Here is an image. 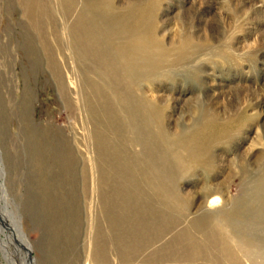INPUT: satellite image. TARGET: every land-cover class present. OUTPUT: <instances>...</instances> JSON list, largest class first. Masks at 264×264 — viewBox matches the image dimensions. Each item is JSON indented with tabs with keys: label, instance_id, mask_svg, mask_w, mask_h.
<instances>
[{
	"label": "rangeland",
	"instance_id": "obj_1",
	"mask_svg": "<svg viewBox=\"0 0 264 264\" xmlns=\"http://www.w3.org/2000/svg\"><path fill=\"white\" fill-rule=\"evenodd\" d=\"M37 1L0 0V227L34 264H264V0Z\"/></svg>",
	"mask_w": 264,
	"mask_h": 264
},
{
	"label": "bare ground",
	"instance_id": "obj_2",
	"mask_svg": "<svg viewBox=\"0 0 264 264\" xmlns=\"http://www.w3.org/2000/svg\"><path fill=\"white\" fill-rule=\"evenodd\" d=\"M28 2V6H29V15L34 19L39 17L40 15V11H38L37 9H39L38 5H37V0H27ZM39 3V2H38ZM83 19V18H82ZM81 20V19H80ZM81 23V21L79 22ZM78 24V23H77ZM79 24L75 25L72 28V31L74 33V39L76 41H78V34H81L80 32L82 30H80L79 32ZM103 28V27H102ZM93 29V28H92ZM84 30V29H83ZM88 30V29H87ZM87 30H84L83 32L86 33ZM70 31V32H72ZM89 31V30H88ZM92 31V30H91ZM79 32V33H78ZM95 32V31H94ZM92 32V34L94 33ZM90 33V32H89ZM87 34V33H86ZM91 34V35H92ZM83 35V33H82ZM90 36V34H88ZM58 36V35H57ZM71 36V35H70ZM86 36V35H84ZM82 37V36H80ZM111 37V35H110ZM88 39V37L86 36V40ZM90 39V38H89ZM80 40V39H79ZM94 40V38H93ZM76 41V42H77ZM96 42V40H94ZM84 42V41H83ZM87 42V41H86ZM89 42V40H88ZM77 44V43H76ZM79 44V43H78ZM76 47L77 52L80 53V51H82V49L84 51H87V47H81L80 44ZM95 45V43H93ZM97 44V43H96ZM99 44V43H98ZM103 44V43H100ZM122 44V43H121ZM89 45V44H88ZM91 46V45H90ZM93 46V45H92ZM96 47V46H95ZM98 47V46H97ZM101 47V46H100ZM107 48V47H106ZM93 50V48H90V50ZM134 49V48H133ZM89 52V51H88ZM92 52V51H91ZM95 52V51H94ZM106 52V51H105ZM113 53V52H112ZM94 54V53H93ZM80 56V55H79ZM96 56V55H95ZM99 57V56H98ZM125 58V57H124ZM131 61V60H130ZM107 63V62H106ZM89 66V65H88ZM106 85V84H105ZM109 87V86H108ZM111 88V87H110ZM109 88V89H110ZM108 91V90H107ZM110 94V93H109ZM107 96V95H106ZM124 100V102L126 103V101H128V98L124 97L123 95H121V100ZM111 104V103H109ZM127 104V103H126ZM120 111V110H119ZM122 112V111H121ZM94 114V113H93ZM100 137V136H99ZM101 142V141H100ZM98 143V142H97ZM142 152V151H141ZM142 154V153H141ZM100 157V156H99ZM140 162V161H139ZM144 163V162H143ZM142 163V164H143ZM4 163L2 162L1 159V154H0V214L3 216V218H6V213H8V203H7V194H6V190L4 187V183H2L1 178H2V167L1 165H3ZM126 164V163H125ZM95 165V162H94ZM144 165V164H143ZM146 165V164H145ZM149 165V164H148ZM147 165V166H148ZM112 167V166H111ZM166 167V166H165ZM128 168V167H127ZM139 168V166H138ZM141 168V167H140ZM95 166L93 167V171H94V178H95V183L97 184L98 187V192L102 195V197L105 195L108 196L109 194V183L105 182L107 181L108 178H111L110 175V170H108L109 168L103 166H99V169H96L97 171L94 170ZM126 171V175L128 174V169H126V166L123 168V171ZM144 170V169H143ZM146 170V169H145ZM124 171V172H125ZM147 172V171H146ZM109 173V175H108ZM132 176V175H131ZM125 178V177H124ZM152 178V177H151ZM152 180V179H151ZM109 182V181H108ZM112 183V182H111ZM122 183V182H121ZM132 187V186H131ZM132 194V193H130ZM132 196V195H131ZM127 198V197H126ZM217 201V200H213V203ZM19 208L16 209V217L15 219L9 217L5 220L4 226L0 227V231L5 233V239L0 243V249L2 251V255H3V260H4V264H34L33 259H31V261H29L28 259V251L25 250L24 246H26L29 250L30 246H29V242H28V238L27 236L24 235L23 233V225L22 223V219L20 217V213H19ZM215 229V228H214ZM219 230V229H218ZM217 230V231H218ZM12 231V232H11ZM222 231V230H221ZM216 232V231H215ZM213 235V234H212ZM214 238V242H219L220 240L223 239V236L220 235V233H215V237ZM211 241V240H210ZM222 242V241H221ZM223 247V251L224 253H226L225 258L229 261L230 264H238V261L235 259V253H233V250L231 247H229V244H224V242L222 243ZM86 258V257H85Z\"/></svg>",
	"mask_w": 264,
	"mask_h": 264
},
{
	"label": "water",
	"instance_id": "obj_3",
	"mask_svg": "<svg viewBox=\"0 0 264 264\" xmlns=\"http://www.w3.org/2000/svg\"><path fill=\"white\" fill-rule=\"evenodd\" d=\"M25 250L28 251V259L29 261H31L32 259V253H31V250H29L26 246H24Z\"/></svg>",
	"mask_w": 264,
	"mask_h": 264
}]
</instances>
